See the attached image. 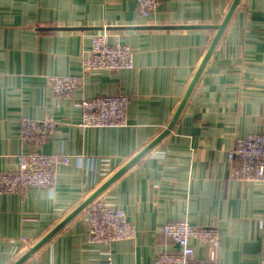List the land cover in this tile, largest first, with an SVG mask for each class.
Returning <instances> with one entry per match:
<instances>
[{
  "label": "crops",
  "instance_id": "1",
  "mask_svg": "<svg viewBox=\"0 0 264 264\" xmlns=\"http://www.w3.org/2000/svg\"><path fill=\"white\" fill-rule=\"evenodd\" d=\"M234 0H163L148 15L138 0H0V173L33 150L20 120L52 118L41 148L64 153L53 190L0 195V264H15L172 121ZM44 28H95L44 30ZM98 28V29H97ZM134 52V67L83 69L91 35ZM49 76H78L71 98L51 94ZM129 96L128 126L79 127L83 99ZM264 132V0H240L171 132L96 199L124 210L133 239L90 243L84 211L23 264H153L177 247L163 234L171 221L214 227L218 264H264V186L230 177L236 138ZM194 257L210 250L191 241Z\"/></svg>",
  "mask_w": 264,
  "mask_h": 264
},
{
  "label": "built area",
  "instance_id": "2",
  "mask_svg": "<svg viewBox=\"0 0 264 264\" xmlns=\"http://www.w3.org/2000/svg\"><path fill=\"white\" fill-rule=\"evenodd\" d=\"M163 0H138L139 12H154ZM83 69L91 71H121L134 67V52L123 43L109 44L105 32L91 35L90 49L83 57ZM81 84L78 76H49L46 85L51 94L71 98ZM129 96L118 93L83 99L80 104L79 127L86 129L125 128L128 126ZM56 122L52 118L20 120V140L33 148L18 156L12 173H0V195L17 194L25 197L29 189L43 188L52 191L57 182L60 167L70 163L64 153L47 154L41 151L55 133ZM233 162L230 177L236 181L257 183L264 186V132L236 138L229 152ZM87 236L90 243L106 247L133 239L135 226L128 220L124 210L111 207L95 199L85 209ZM164 236L177 247L173 252H161L153 264H218L216 255L220 249L221 236L217 228L193 226L190 222L171 221L162 227ZM191 241L210 250L208 259L194 257Z\"/></svg>",
  "mask_w": 264,
  "mask_h": 264
},
{
  "label": "water",
  "instance_id": "3",
  "mask_svg": "<svg viewBox=\"0 0 264 264\" xmlns=\"http://www.w3.org/2000/svg\"><path fill=\"white\" fill-rule=\"evenodd\" d=\"M240 0H234L227 15L225 16L223 22L219 25L213 26H172L171 29H189V28H199V29H213L217 33L209 47L207 54L205 55L202 63L200 64L189 88L177 109L172 121L168 127L162 132L155 140H153L146 148H144L139 154H137L132 160H130L125 166H123L118 172H116L109 180H107L100 188H98L86 201H84L76 210H74L69 216H67L58 226H56L52 231H50L46 236H44L35 246H33L24 256H22L15 264H23L27 259H29L35 252H37L44 244H46L56 233H58L67 223H69L73 218H75L79 213H81L92 201H94L100 194H102L111 184H113L117 179H119L127 170H129L137 161H139L147 152H149L153 147L160 143L174 128L183 108L185 107L190 95L192 94L203 70L205 69L220 37L222 36L227 24L229 23L235 9L237 8ZM58 29H71V30H93L95 28H44V30H58ZM98 29V28H97Z\"/></svg>",
  "mask_w": 264,
  "mask_h": 264
},
{
  "label": "rangeland",
  "instance_id": "4",
  "mask_svg": "<svg viewBox=\"0 0 264 264\" xmlns=\"http://www.w3.org/2000/svg\"><path fill=\"white\" fill-rule=\"evenodd\" d=\"M84 211V210H83Z\"/></svg>",
  "mask_w": 264,
  "mask_h": 264
}]
</instances>
